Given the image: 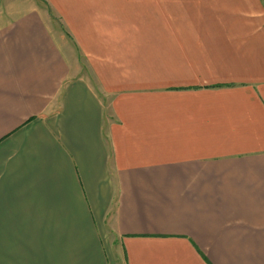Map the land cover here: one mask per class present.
Here are the masks:
<instances>
[{
	"label": "crops",
	"instance_id": "0c3cea01",
	"mask_svg": "<svg viewBox=\"0 0 264 264\" xmlns=\"http://www.w3.org/2000/svg\"><path fill=\"white\" fill-rule=\"evenodd\" d=\"M0 264H264V0H0Z\"/></svg>",
	"mask_w": 264,
	"mask_h": 264
},
{
	"label": "rangeland",
	"instance_id": "374dc122",
	"mask_svg": "<svg viewBox=\"0 0 264 264\" xmlns=\"http://www.w3.org/2000/svg\"><path fill=\"white\" fill-rule=\"evenodd\" d=\"M50 16H52L53 21L58 23V20L55 17H53L51 12H50ZM81 61H82V69L86 71L85 62L82 59H81ZM174 83H176V82L166 81L164 83H161L160 86L157 87V89L156 88H149V89L150 90L156 89V90H158L160 92H168L169 86L171 84H174ZM113 246H114V250H116V251L121 253L120 257L123 259L124 255H123V251H122V248H121V243L119 241H113Z\"/></svg>",
	"mask_w": 264,
	"mask_h": 264
}]
</instances>
